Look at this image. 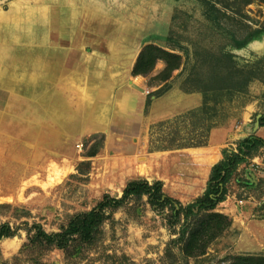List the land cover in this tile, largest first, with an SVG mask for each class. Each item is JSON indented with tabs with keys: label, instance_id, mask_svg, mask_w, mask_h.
<instances>
[{
	"label": "rangeland",
	"instance_id": "1",
	"mask_svg": "<svg viewBox=\"0 0 264 264\" xmlns=\"http://www.w3.org/2000/svg\"><path fill=\"white\" fill-rule=\"evenodd\" d=\"M216 1L226 13L214 14L212 20L199 0H0V49L12 54L4 57L15 62L26 49L38 47L31 32L47 28L44 19V28L35 30L32 7L39 12L66 8L73 22L86 13L88 28L99 25L94 12L109 15L106 20L119 34L107 50L130 45L134 55L126 58L131 62L146 44L182 56L181 64L166 78H162L165 62L161 59L146 74L127 70L124 76L133 83L135 101L113 111L109 95L102 125L82 133L83 120H72L70 140L56 137L54 153L35 150L15 134V127L12 134L0 135V223L14 231L0 239V264H227L229 256L239 254L235 251L238 229H230L228 215L230 226L209 243L205 253L185 256L177 241L186 222L183 215L175 216L167 205H152L146 194H131L118 206L104 208V220L91 240L74 235L60 248L38 234L40 229L51 233L65 228L74 215L89 211L106 195L120 197L133 180L161 181L165 194L183 205L195 200L204 192L223 151L235 149L250 124H257L264 114V74L233 100L224 97L212 118L210 99L199 109L206 98L204 90L187 81L194 62V70L205 73L208 64L201 62L214 60L210 56L221 51L230 52L241 67L264 64V32L243 46L233 45L234 36L241 38L249 26L262 25L264 3ZM60 20L55 17L57 23ZM124 32L135 37L127 43L120 36ZM5 99L0 94V103ZM263 151L260 146L247 158ZM219 154L218 160H212ZM242 163L231 173L227 193L215 211L224 213L223 203L230 193L232 201H225L228 207L243 206L251 194L258 201L256 208L263 210L264 177L245 180ZM251 225L260 240L262 228Z\"/></svg>",
	"mask_w": 264,
	"mask_h": 264
},
{
	"label": "crops",
	"instance_id": "2",
	"mask_svg": "<svg viewBox=\"0 0 264 264\" xmlns=\"http://www.w3.org/2000/svg\"><path fill=\"white\" fill-rule=\"evenodd\" d=\"M32 11L35 30L44 28L41 26L44 19L47 25L44 32H31V39L38 43V47L26 49L19 62L6 59L4 56L12 54L5 55L0 49V94L6 96L4 104L0 103V135L12 134L11 128L15 127V134L21 136L23 142H31L32 147L38 148L35 150L54 153L58 142L56 137H62V141L70 140L72 120H83L82 133L102 125L106 118L105 99L109 95L113 98L110 100L113 111L135 101L131 89L133 83L126 82L124 76L127 70L132 71L134 61L126 56L134 55V49L129 52L131 46L124 44L118 47L120 50L117 48L111 53L107 50L111 40L118 41L119 33L112 30L113 22L106 20L109 15L102 12L98 15L93 11L102 27L93 24L88 28L86 13L83 16L78 14L80 18L73 22L66 8L39 12L38 8L32 7L31 14ZM56 16L64 22L60 20L57 23ZM120 36L127 43L135 37L132 32H124ZM245 123L243 120L241 130ZM251 134L264 138V126H259L258 122L250 124V131L240 140ZM261 154L264 151L241 164L245 167V180L255 181L258 176L264 177ZM216 157L212 160H218L221 155ZM232 197L233 194H228L227 200ZM252 197L249 194L244 198L243 206L236 208L228 207L229 202L225 203V200L224 213L232 217L230 229H238L239 241L235 244V251L264 254V208H256L258 201ZM251 223L262 228L260 240H257Z\"/></svg>",
	"mask_w": 264,
	"mask_h": 264
},
{
	"label": "trees",
	"instance_id": "3",
	"mask_svg": "<svg viewBox=\"0 0 264 264\" xmlns=\"http://www.w3.org/2000/svg\"><path fill=\"white\" fill-rule=\"evenodd\" d=\"M205 7L206 16L215 20L214 14H225V9L219 7L216 0H199ZM243 5L251 2H261L264 0H242ZM264 32V22L262 25L252 28L246 35L238 38L233 37V45L243 46L250 39L259 36ZM201 55V54H200ZM209 56V54H205ZM214 60L204 59L203 63L208 64L209 70L205 73H198L195 63L192 66L187 81L204 90L206 98L199 109L205 107L206 102L211 101V118L215 117L218 111L217 105L224 101V97L233 100L237 95L243 93L248 88L249 83L264 74V64H256L251 67H241L232 59L228 51L215 53ZM264 57V56H263ZM161 59L165 62L166 78L170 73L181 64L182 56L178 53L168 51L153 44H146L139 52L134 62L133 74H146ZM194 70V71H193ZM264 80V76L262 77ZM198 109V110H199ZM201 122L199 117L198 122ZM215 124V123H214ZM213 124V125H214ZM259 126H264V114L258 117ZM196 145L202 144L196 142ZM264 146V138L257 135H250L241 139L236 148L231 151L224 150L221 160L216 162L212 168L204 192L195 200L183 205L178 199H174L165 194L162 189L161 181H130L124 188L120 197L106 195L89 211L74 215L67 226L57 232H47L43 229L38 231L40 237L47 244H55L57 247L64 248L71 241L72 236L76 235L82 240H91L96 233L97 227L104 220V208L107 206H118L126 197L131 194H146L148 201L161 208L169 206L175 216L183 215L185 219L184 227L179 231L177 241L180 243L182 253L187 257H193L205 253L209 243L218 237L231 224V218L221 212L215 211L217 204L223 200L227 193L226 184L231 178V173L239 163L247 161V156ZM14 235V231L7 223H0V239ZM227 264H264L263 254L239 253L229 256Z\"/></svg>",
	"mask_w": 264,
	"mask_h": 264
}]
</instances>
